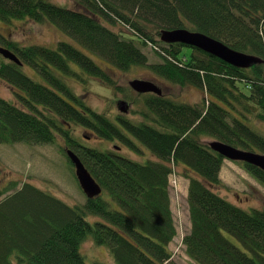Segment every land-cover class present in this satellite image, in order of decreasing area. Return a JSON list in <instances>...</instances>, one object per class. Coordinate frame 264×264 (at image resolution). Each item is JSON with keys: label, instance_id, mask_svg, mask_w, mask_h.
I'll use <instances>...</instances> for the list:
<instances>
[{"label": "trees", "instance_id": "16d2710c", "mask_svg": "<svg viewBox=\"0 0 264 264\" xmlns=\"http://www.w3.org/2000/svg\"><path fill=\"white\" fill-rule=\"evenodd\" d=\"M71 1L80 9L49 0H0V23H48L88 52L67 41L50 50L3 39L0 44L22 66L6 59L0 65V80L17 100L14 104L0 98V144L43 146L61 138L106 197L72 207L28 183L21 188L15 182L0 185V199L14 191L0 201V264H87L80 250L89 236L110 259H94L93 264H180L169 250L177 236L170 176H178V168L189 180L190 230L181 241L186 257L193 264H264V208L245 211L214 192L224 188L219 173L225 159L205 141L264 155V135L248 125L264 127V0ZM103 22L130 31L120 35ZM180 28L261 62L238 69L196 48L158 40L162 30ZM148 46L154 47L158 63L149 64L143 52ZM184 47L191 52L184 53ZM89 53L121 72L148 67L158 79L180 89L192 86L204 98L191 105L148 96L143 122L113 124L51 71L71 75L70 65L75 64L102 85L121 91ZM24 65L50 88L27 77L21 71ZM69 126L92 130L103 140L117 138L131 150L140 144L153 161L141 164L81 147L69 136ZM60 153L73 168L65 152ZM244 167L264 188V172Z\"/></svg>", "mask_w": 264, "mask_h": 264}, {"label": "rangeland", "instance_id": "374dc122", "mask_svg": "<svg viewBox=\"0 0 264 264\" xmlns=\"http://www.w3.org/2000/svg\"><path fill=\"white\" fill-rule=\"evenodd\" d=\"M49 1L62 8L65 7L68 9L78 10V7L71 0ZM103 24L117 34L130 31L128 28L126 29L118 23L112 24L109 22H103ZM123 35L125 37L132 38L126 34ZM3 37L16 41L21 47L35 45L42 46L50 50H55L61 41H67L85 55L88 53L83 47L75 44L68 36L48 23L35 24L29 21H13L12 23L1 22L0 43L3 41ZM158 40L160 39L158 38ZM1 46L3 47L4 45L0 44V47ZM189 48L184 47V53H190L191 50ZM143 52L148 56L149 64H155L160 61L159 56L155 54L154 47H144ZM90 56L95 64L101 69H104V67L109 69L110 67L109 70H112V72L108 75L114 79L116 87L122 89V92L102 85L99 80L92 79V77H89L80 69L78 70L74 68V65L72 64L73 73L75 74L65 75L55 69H51V71L57 79L59 77L64 80L66 84H68L67 86L73 94L80 98H84L87 106L95 112L105 116V118L113 124H117L115 122V115L117 113L123 120L131 123L136 124L144 121L143 115L146 112L144 103L143 107L141 104L133 107L134 109L140 111L139 113L130 111L128 114H123L120 113L116 107H114V101L117 98V93L126 95L125 97L127 98H131L130 95H128L129 86L127 84L129 81L139 77L154 80L163 89L167 96L170 95L173 100H177L180 103H188L191 105L195 103L200 104L204 98L203 92L192 86L180 89L172 86L164 80L158 79V77L150 72L148 67H135L129 69L128 71L121 72L113 68L101 58L91 54ZM3 61H5V59L0 57V65ZM21 71L37 83L42 85L44 84L45 86L50 85L44 80H42L44 82L42 83V81L38 79L39 77L35 78L33 68L28 65H24ZM0 98L14 104L17 103L11 88L4 82H0ZM135 102L139 101L135 100ZM248 125L252 130L255 131L258 129L257 131L264 135V127L261 126L260 123L254 122ZM69 132L76 141L82 143L87 148L96 149L101 152L115 153L130 160L140 162L141 164L150 160L153 161L151 154L139 145H137L140 147L137 154L127 149L125 145L121 146L123 148L121 152H116L113 149V144L108 143L106 140H93L92 137H90V131H83L81 129H77L76 127H71ZM82 133H85V135L89 136V138L85 139V137L82 136ZM205 141L207 143L212 142L208 139ZM132 142L134 141L132 140ZM63 146H66L64 140L58 137L52 145L27 146L24 144H0L1 187L6 188L9 184L11 185L12 182H15L18 185L17 188H21L24 183H28L31 184V186L56 197L69 206L73 207L85 204L87 197L84 195L77 183L75 175L72 172L73 168L70 167L66 158L60 153ZM176 172L178 173V176H170V198L171 211L177 228V236L170 244L169 250L174 255V259L178 263L193 264L186 257L181 244L184 234L190 230L186 194V189L188 188L186 185H188L189 180L182 176L184 174L183 168H178ZM219 179L223 183L224 188L221 187L219 189H215L214 192H216L220 197L245 211L264 208V188L261 183L250 176V174L246 171L244 164L224 160L219 173ZM13 192L14 191L11 190L3 195L0 201L4 200ZM102 197H106V194H102ZM229 239L237 245L234 239ZM104 249V247L96 245L91 236H89L87 241H85L81 246L80 251L85 257L86 263L93 264L95 261L94 259H98L100 261H110L108 253Z\"/></svg>", "mask_w": 264, "mask_h": 264}, {"label": "water", "instance_id": "95a60500", "mask_svg": "<svg viewBox=\"0 0 264 264\" xmlns=\"http://www.w3.org/2000/svg\"><path fill=\"white\" fill-rule=\"evenodd\" d=\"M160 41L165 44H181L196 48L238 69H247L261 62L255 57L235 52L203 34L185 28L162 30ZM0 55L8 61L22 66L16 55L9 50L0 48ZM128 86L137 94L154 93L161 95V89L151 81L134 79L128 82ZM119 111L121 113L128 111V107L124 102L120 103ZM208 146L225 160L244 163L264 172L263 154L243 151L217 141L209 142ZM65 154L73 165L77 183L87 199L99 198L102 195V189L87 172L79 158L70 149L66 150Z\"/></svg>", "mask_w": 264, "mask_h": 264}, {"label": "flooded vegetation", "instance_id": "af4514ba", "mask_svg": "<svg viewBox=\"0 0 264 264\" xmlns=\"http://www.w3.org/2000/svg\"><path fill=\"white\" fill-rule=\"evenodd\" d=\"M78 7V6H77ZM78 9H80V7H78ZM122 26V25H121ZM124 27V26H123ZM3 39L5 40V41H8V40H10V39H7V38H4L3 37ZM0 48H4V49H7V50H9L8 48H6L5 46H3V47H0ZM190 49H193V48H191L190 47ZM10 51V50H9ZM10 52H12V51H10ZM72 65H74L73 67L74 68H76V69H80V67L79 66H77V65H75V64H72ZM72 65H71V69L73 70V67H72ZM81 70V69H80ZM102 71H104V72H106V73H110V72H112L111 70H109L108 68H105L104 67V69H101ZM34 71V70H33ZM74 72V71H73ZM75 74V73H74ZM86 74V73H85ZM76 75L78 76V74L76 73ZM34 77L35 78H37V77H39V75L34 71ZM90 77V76H89ZM40 81H42L43 79L41 78V77H39L38 78ZM93 79V78H92ZM138 80H147V81H151V82H153L156 86H158L160 89H161V95H156V94H154V93H148V94H137L136 92H134L130 87H128L129 88V94L128 95H130V97L131 98H127V97H125L126 95H123V94H118L117 93V98L115 99V101H114V107H116L117 108V110L119 111V107H120V103L121 102H124L126 105H127V107H128V111L126 112V113H124V114H128V113H130V111H133V112H136V113H139L140 111H138V110H136V109H134L133 107L136 105V106H139V104H141V106L143 107V103H144V98H146V97H148V96H158V97H170V95H166V93L163 91V89L154 81V80H150V79H144V78H142V77H139V78H137ZM45 81V80H44ZM0 82H3L2 80H0ZM5 83V82H4ZM42 83H44L43 81H42ZM8 85V84H7ZM128 85V84H127ZM9 86V85H8ZM10 87V86H9ZM47 87H49V86H47ZM11 88V87H10ZM50 88V87H49ZM11 90H12V93H13V89L11 88ZM53 90H55V89H53ZM57 92V93H56ZM55 93L56 94H58V91L57 90H55ZM14 95V94H13ZM77 96V95H76ZM78 97V96H77ZM171 98V97H170ZM84 99V98H83ZM135 100H138L139 102H135ZM141 100V101H140ZM195 104H197V103H195ZM138 111V112H137ZM120 112V111H119ZM118 115V113L115 115V122L117 123V125H119V124H121V120L122 121H125V120H123L122 119V117L121 116H117ZM72 127H76L77 129H81V130H83V131H90V137H92V139L93 140H98V141H101V140H103V139H100V138H97V136H96V133H94L92 130H89V129H87V128H84V127H82V126H72ZM70 129H71V127L69 126V128H68V132L70 131ZM69 136H71V134H70V132H69ZM82 136L83 137H85V139H88L89 138V136H86L85 135V133H82ZM71 138H73L72 136H71ZM61 139V138H60ZM74 139V138H73ZM130 139V138H129ZM75 140V139H74ZM108 143H110V144H113V149L116 151V152H121L122 151V145H125L124 143H122L120 140H118L117 138H114L112 141H110V140H106ZM79 143V142H78ZM79 145L81 146V147H85V145H83L82 143H79ZM126 146H128V145H126ZM125 146V147H126ZM136 146V145H135ZM139 146L141 147V145L139 144ZM140 147H138V146H136V150H131V149H129L128 147H126L127 149H129L130 151H132L133 153H135V154H137V151L140 149Z\"/></svg>", "mask_w": 264, "mask_h": 264}, {"label": "bare ground", "instance_id": "6f19581e", "mask_svg": "<svg viewBox=\"0 0 264 264\" xmlns=\"http://www.w3.org/2000/svg\"><path fill=\"white\" fill-rule=\"evenodd\" d=\"M120 35H121V34H120ZM68 149H69V148H67V147H65V146H63V147L61 148V150L64 151V152H65L66 150H68Z\"/></svg>", "mask_w": 264, "mask_h": 264}, {"label": "crops", "instance_id": "0c3cea01", "mask_svg": "<svg viewBox=\"0 0 264 264\" xmlns=\"http://www.w3.org/2000/svg\"><path fill=\"white\" fill-rule=\"evenodd\" d=\"M186 187H188V185H186ZM188 189V188H187ZM187 189H186V194H187Z\"/></svg>", "mask_w": 264, "mask_h": 264}]
</instances>
